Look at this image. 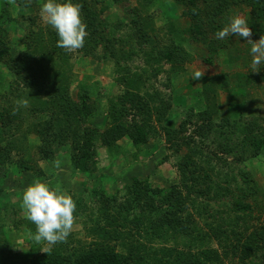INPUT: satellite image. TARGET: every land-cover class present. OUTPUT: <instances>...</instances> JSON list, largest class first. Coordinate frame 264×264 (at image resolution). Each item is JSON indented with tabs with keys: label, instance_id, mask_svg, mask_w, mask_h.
Masks as SVG:
<instances>
[{
	"label": "trees",
	"instance_id": "16d2710c",
	"mask_svg": "<svg viewBox=\"0 0 264 264\" xmlns=\"http://www.w3.org/2000/svg\"><path fill=\"white\" fill-rule=\"evenodd\" d=\"M108 1L76 0L87 25L84 46L77 51L84 56L98 57V49H103L105 58L115 60L120 93L108 101L107 128L98 132L87 125L94 114L91 95L85 88L75 97L72 95L73 51L56 46L58 36L50 27L38 30L31 27L20 42L22 54L13 58L4 47L7 44L0 40V62L6 64L8 74L17 80L13 96L17 100L28 99L23 106L34 119L32 126L40 140L41 159L50 160L60 147H69L73 173L86 174L96 163L97 139L109 148L124 138L141 147L164 131L167 143L176 153L184 147L187 149L177 162L179 182L166 189L136 177L126 186L122 198L94 189L99 202L85 222L90 243H76L66 238L52 245L47 253L41 250V244L31 240L30 235L29 248L22 254V260L26 264H226V261L264 264V190L241 166L247 151L255 155L264 148V118L243 120V103L232 96L220 121L213 120L206 109L198 115L196 127L191 132L185 121L178 129L165 127L163 122L169 123L168 114L173 104L148 82L150 77L161 73L165 64H169L174 73L185 70L184 63L189 54L177 42L179 35L173 36L180 30L174 23L167 24L170 37L160 41L157 23L148 11L158 0H136L140 6L131 9L134 13L130 15L131 20L112 26L106 14L111 7ZM120 1L111 0L113 3ZM174 1L185 7L183 13L189 21L185 32L192 40L207 44L212 54L228 49V61L232 66L242 58L239 49L238 53H230L228 41L215 38L216 31L225 25V12L234 7H248L247 21L253 37L259 39L264 35V0ZM129 26L130 30L125 32ZM115 27L117 31L125 29L122 31L124 36H116ZM143 44L152 47L147 54L142 51ZM116 45L124 49V61L142 53L148 63L156 62L151 66L154 71L147 78L145 73L124 66ZM46 60L50 66L44 64ZM206 61L213 60L208 58ZM36 63L39 68H35ZM262 70V67L259 71L250 68L247 73L238 71L230 76L223 73L219 78L205 77L202 93L207 100L213 99L217 103L216 82L221 80L218 85L228 86L232 77L238 78L237 90H249L254 85L264 87ZM1 97L8 102L7 94ZM1 103L0 100V134L4 135L10 133L15 121L18 127L27 118L16 106L6 107ZM180 133L185 135L179 136ZM211 134L223 138L216 146L218 149L206 146ZM10 149L11 143L5 151L1 147L0 166L11 165L14 174L24 172L28 184L35 179L51 180L45 170L30 164L31 161H14ZM232 153L234 159L229 160L225 155ZM1 185L2 197L5 190ZM2 205L5 204L0 199ZM76 207L73 215L85 209L80 203H76ZM5 224L6 221L0 223L2 237L6 235L3 234ZM3 263L5 260L0 259V264Z\"/></svg>",
	"mask_w": 264,
	"mask_h": 264
},
{
	"label": "rangeland",
	"instance_id": "374dc122",
	"mask_svg": "<svg viewBox=\"0 0 264 264\" xmlns=\"http://www.w3.org/2000/svg\"><path fill=\"white\" fill-rule=\"evenodd\" d=\"M43 2L44 0H0V40H2L3 44L4 42L7 44L4 47L8 49L9 57L13 58V56L22 54L20 42H22V38H24L31 27H34V30L44 27H50L49 29L54 30L41 17L40 5ZM110 3L111 7L106 14L109 15V23L112 26L119 22L128 23L131 20L130 15H134L131 9H134L135 6H140L137 5L138 2L136 0H121L117 3L109 0L108 4ZM5 7L7 10H4ZM184 8L174 0H158L154 7L148 8L157 23V34L160 41L168 40L170 35L168 34L167 24L172 25L174 23L180 32L175 33L173 36L179 35L177 36V42L181 43L189 54V58L184 63L186 67L184 71L174 73L171 70V66L165 64L161 73L157 77H150L148 82V84L150 82L154 84L164 97L170 98L173 104L168 114L169 123L165 120L163 122L165 127L178 129L180 124L185 121L189 132H191L196 127L198 115L206 109L213 120L220 121L222 116L226 114V104L232 96L238 102L243 103V120L247 121L253 117L264 118V87L262 85H254L255 87L249 90H237L238 88H236L235 84L237 85L238 78L232 77L228 86L226 85L227 87L218 85L222 83L221 80L216 82L217 103H214L213 99H208V101L205 98L202 93V84L205 77L219 78L223 73H229L230 76L238 71L243 73L249 71L251 60L249 56L250 44L241 37L232 36L225 39L228 41L230 53H238L239 49V54L242 55L241 60L239 62L236 61V64L232 66L228 61V49H220L218 53L212 54L207 44L192 40L190 34L185 32L189 21L183 13ZM249 10L245 6L228 10L225 12V24L233 14H239L247 19ZM29 19L34 22L32 23ZM115 30L116 36H124L122 31H125V29L117 31L115 27ZM129 30L130 26L126 27L125 32ZM251 38L254 41L258 40L253 35ZM118 47L119 45H116L115 49L118 56L122 55L121 62L124 63V66L129 67L132 71L145 73L147 78L154 71L151 66L156 64V62L150 61L148 63L142 53L135 54L131 59L124 61V49L121 50ZM141 48L147 54L152 47L148 48L143 44ZM97 54L98 57L84 56L77 50H73L71 58L73 76L71 93L75 97L80 89L85 88L88 90L91 95L90 103L94 108V114L91 115L87 125L98 132H103L108 126L105 120L108 101L120 93V85L116 81L115 60L109 57L105 58L103 49H98ZM208 58L213 61L208 63L206 61ZM44 64L50 66L47 60ZM34 66L39 68L38 63ZM7 68L4 62H0V95L7 94L8 96V102L0 96L1 105L6 107L8 105L9 107L16 106L27 119L22 123L20 122L21 126H18L20 128L17 127L18 122L15 121L10 133L0 134V149L2 147L5 151L8 144L11 143L10 151L14 161H31L30 164L40 169L42 168L46 171L47 176H50L51 180H46L48 183H51L52 186L60 185L63 190L72 195L75 204L80 203L82 208L85 207L84 210H80V214L73 215V226L67 237L69 240L72 239L76 243L81 244L91 242V238L88 237L85 231V222L88 220L89 215L92 214V209L97 208L99 202L98 198L94 196V189L103 190L109 195H118L119 198H122L126 186L131 184L134 180L133 178L136 177L142 180L148 179L154 187L170 189L173 185L178 184L177 162L187 149L184 147V149L176 153L167 143L164 131L141 147L134 146L128 138H124L117 145L115 144V146L109 148L101 144L100 139H97L96 163L90 173L86 174L83 172L73 173L68 157L69 147H60V151L50 160L41 159L40 140L35 134L34 126H32L34 119L26 112L27 110L23 106L28 99L17 100L13 96L12 92L17 85V80H14L15 76L12 77L8 74ZM195 69H204V75L199 80L190 78ZM262 69L264 71V66H262ZM213 106H215V109ZM178 135L183 136L185 133ZM232 139L233 142L236 140L234 136ZM222 141L223 138L221 139L211 134L207 138L206 146L216 147ZM245 155V162L241 164L242 168H246L264 190V148L260 152L255 153V155L248 151ZM225 156L229 160H233L235 155L232 153ZM57 160L60 161L59 167H56L54 163ZM0 185L5 190L2 197L0 196L1 203L5 204L0 206V223L2 222L3 224L6 221L3 232L6 235L0 236V259L5 260L3 264H26L21 256L29 248L30 235L32 238V232L36 231L34 223L26 218L25 210L22 207L23 190L29 185L28 176L24 172L23 174H14V169L11 165L9 167L8 165L0 166ZM6 211L8 213L5 214ZM138 238L142 239V236ZM212 245L217 247V244ZM51 246L42 242L40 248L47 249ZM226 264H232V262L226 261Z\"/></svg>",
	"mask_w": 264,
	"mask_h": 264
},
{
	"label": "clouds",
	"instance_id": "9594fccd",
	"mask_svg": "<svg viewBox=\"0 0 264 264\" xmlns=\"http://www.w3.org/2000/svg\"><path fill=\"white\" fill-rule=\"evenodd\" d=\"M42 19L57 33V47L67 51L84 46L87 36V25L81 15V5L76 0H44L40 5ZM249 22L239 14H233L228 22L215 33L217 40H225L232 36L241 37L250 44L249 56L251 71H259L264 66V35L252 40V29ZM204 69H195L191 79L199 80ZM56 167L60 161L54 162ZM22 207L26 218L35 224L36 231L32 240L36 244L42 242L55 245L66 240L73 226L75 201L70 193L60 185L50 186L47 181L35 179L23 190ZM49 252L51 248L41 249Z\"/></svg>",
	"mask_w": 264,
	"mask_h": 264
}]
</instances>
